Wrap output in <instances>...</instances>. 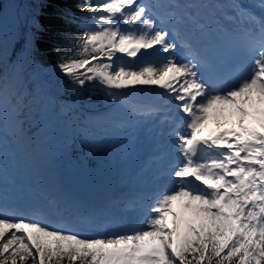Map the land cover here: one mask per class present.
<instances>
[{
  "label": "snow or ice",
  "instance_id": "snow-or-ice-1",
  "mask_svg": "<svg viewBox=\"0 0 264 264\" xmlns=\"http://www.w3.org/2000/svg\"><path fill=\"white\" fill-rule=\"evenodd\" d=\"M160 6L80 0L88 16L66 13L78 31L68 37L69 50L56 49L55 67L72 85H91L113 105L154 118L170 138L171 154L153 157L160 166L153 190L124 202L139 216L120 231L86 235L66 220L51 226L39 210L26 215L9 206L0 188V264H264V0L254 5L259 15L229 0L226 18L240 26L235 41L219 24L223 5L168 0L163 18L153 11ZM211 24L242 58L240 71H214L206 54ZM178 49L182 55H174ZM149 51L156 58L136 65ZM138 87L159 89L160 106L130 103L127 93ZM30 99L0 73V117L7 103L20 131ZM61 103L71 110L76 101ZM47 204L63 219L67 208L55 198ZM77 219L90 222L88 215Z\"/></svg>",
  "mask_w": 264,
  "mask_h": 264
},
{
  "label": "trees",
  "instance_id": "trees-1",
  "mask_svg": "<svg viewBox=\"0 0 264 264\" xmlns=\"http://www.w3.org/2000/svg\"><path fill=\"white\" fill-rule=\"evenodd\" d=\"M79 3L80 0H0V13L5 8L20 5L23 14L5 33L9 40L16 42L9 55L5 51L9 40L4 41V35L0 37V73L8 84L29 92L32 97L23 131L18 127L19 136L26 139L41 132L46 122L52 120L46 116L50 110L66 152L77 163L85 162L92 172H96L101 162L118 159L120 152L116 156L115 150L96 148L97 141L84 137L86 134L82 131L84 128L86 133L94 131L97 117L92 115L114 105L102 90L91 85L85 89L77 88L55 67L59 60L56 49L69 50L68 37L78 31L75 24L66 22V13L75 14L78 21L88 16V13L80 12ZM73 99L76 103L71 110L62 106L61 102L71 103ZM13 117L16 121L14 114ZM81 138H85L84 144L80 143Z\"/></svg>",
  "mask_w": 264,
  "mask_h": 264
},
{
  "label": "rangeland",
  "instance_id": "rangeland-1",
  "mask_svg": "<svg viewBox=\"0 0 264 264\" xmlns=\"http://www.w3.org/2000/svg\"><path fill=\"white\" fill-rule=\"evenodd\" d=\"M150 1L161 4L164 2L168 3V0ZM239 1L240 3L243 2L242 0H238V2ZM185 2H188V0H185ZM16 8L18 11H16V16L9 21V30L12 29L16 22L23 16L19 8ZM2 39L7 42L9 37L4 35ZM149 54H152L153 57L150 58ZM143 55H146V58H143ZM143 55L136 60V65L147 60L155 59L156 53L149 51ZM153 88L154 87H138L136 90L146 93ZM51 115V111H49L48 116H50L52 120L46 122V127L41 132L37 133L35 136L24 139L18 134V125L13 117L10 105L7 103L5 104L3 115L0 117V131H2L3 139V143H0V150L10 154L8 157H11L14 161V171L11 174V176H13V185L20 182L23 187L21 189L23 193L36 195L40 192L41 196L45 198L46 201L48 198H55L59 202L61 209L67 208V202L63 200V196L56 186L54 174L52 172L53 159L49 152V144L53 141L54 148L59 154L58 158L66 167L69 178L80 183H86L94 189L101 190L99 196L102 202L105 201V203L103 204L102 212H100L101 215H99L100 213L98 211L96 212V217L101 216L97 219V223H102L103 221L107 222L109 220L104 228V232H108L109 229L114 227L115 224L112 220L114 218L120 222L122 221V224L127 225L128 220L139 215V211L129 209L128 211L126 210V213H123L124 202L119 199L126 195L138 196L146 194L148 185L154 183L151 181L153 176L140 174V170H142L143 166H139L136 162L139 154L136 152L137 150H135V145L137 146L138 137L143 132L146 123H142L141 119L139 120L140 117L129 110L128 105H114L113 109L110 111L93 114L92 116L97 117L95 119L96 127L94 131L90 130V133H86V128H84L82 131L86 134L84 137L95 139L97 141L96 148L100 146L108 151L115 150L114 154L118 156V152H120V155L118 159L115 157L113 161L101 162L99 164V170L92 172L90 170L91 168H89L85 162L77 163V161L66 152L58 126ZM121 122L123 123V127H117L116 125ZM46 133H51V138L45 139L44 134ZM84 139L85 138H81L80 143L84 144ZM121 159L123 162L121 161L119 163ZM137 177V181L141 183L145 180L143 188H140L138 183H134ZM103 181H105L106 184H103ZM33 186H35L38 191L33 188ZM126 186H130L131 189L125 188ZM113 193H115L116 196L121 194L120 198L107 201V197H111ZM68 210L69 208H67V211ZM88 211L87 209H79L76 213L88 215ZM65 214V216H67V212H65ZM94 215H91L90 218L94 217ZM43 216L45 217L44 214ZM78 222V220L73 221L72 225H76ZM53 224L55 225L56 223ZM75 225H73L74 228H76Z\"/></svg>",
  "mask_w": 264,
  "mask_h": 264
},
{
  "label": "bare ground",
  "instance_id": "bare-ground-1",
  "mask_svg": "<svg viewBox=\"0 0 264 264\" xmlns=\"http://www.w3.org/2000/svg\"><path fill=\"white\" fill-rule=\"evenodd\" d=\"M216 1V4H218V5H223V6H227L228 5V3H229V0H228V2L227 3H224L222 0H215ZM167 12H168V10H166ZM149 57L150 58H152L153 56H152V54H149ZM155 58H156V56H155ZM159 92H160V90L159 89H157V88H153L151 91H147L146 93H145V95L150 99V103H151V105L152 104H161V97H160V95H159ZM140 119H142V118H139V120ZM51 136H52V134L50 133V134H48L47 136H45L44 138L45 139H47V138H51ZM49 149H50V154H51V156H52V159H53V161H59V154H58V152H57V150L54 148V142L53 141H51L50 142V144H49ZM135 150H137L136 152L139 154V156H138V158L136 159V162L138 163V165L139 166H143V168H142V170H140V173L141 172H143V169H145V171L144 172H147V173H150V172H157V170H158V168H155V167H153L156 163H149V164H147L146 163V159L141 155V153H139V149L137 148V146H135ZM171 151L172 150H169V153L171 154ZM140 152H141V149H140ZM161 152V151H160ZM158 153V152H157ZM156 153V154H157ZM13 161L12 162H10L9 164H8V166H7V168L5 169V171H2V174H0V175H6L7 177H11V173H12V171L11 170H13V167H12V165H13ZM149 166V167H148ZM150 176H153L152 174H150ZM9 179H11V178H9ZM138 180V177L136 178V180L134 181V183L135 184H139V186H140V188H143V186H144V184H145V180L141 183L140 181H137ZM3 184H5V183H2V182H0V187L1 186H4ZM103 184H106V182L105 181H103ZM155 184H152L151 185V187H150V189H149V192H151V189L153 188V186H154ZM15 186H16V188L18 187V189L19 188H21V183L20 182H17L16 184H15ZM35 187V186H34ZM125 188H127V189H131L130 188V186H126ZM101 191V190H100ZM17 191H14V193H16ZM98 192V190H96L95 189V193H97ZM148 192V193H149ZM25 193V192H24ZM100 194H101V192H99ZM98 193V194H99ZM120 196H121V194H119L118 196H116L115 195V193H113V194H111V197H107V201H113V200H115L116 198L118 199V198H120ZM137 195H126L125 197H121V199H119V200H121L122 202H125L127 199H129V198H133V197H136ZM116 199V200H117ZM133 211V210H132ZM137 217V216H136ZM112 219V218H111ZM116 218H114V219H112L113 220V223L115 224L114 225V227L112 228L114 231H112V232H116V231H120L121 229H122V227H126V226H128V224L126 225V224H122V221L120 222V221H118L117 219L115 220ZM109 222V220L106 222H104L103 224H102V227H103V229L106 227V224ZM104 231V230H103ZM107 233H111V232H107Z\"/></svg>",
  "mask_w": 264,
  "mask_h": 264
}]
</instances>
